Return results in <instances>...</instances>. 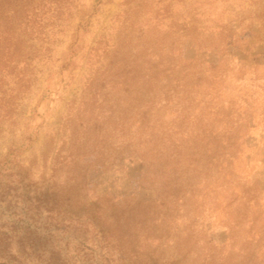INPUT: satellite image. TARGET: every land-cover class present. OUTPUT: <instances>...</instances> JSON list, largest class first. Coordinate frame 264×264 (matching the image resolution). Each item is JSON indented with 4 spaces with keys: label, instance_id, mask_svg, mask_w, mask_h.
<instances>
[{
    "label": "rangeland",
    "instance_id": "1",
    "mask_svg": "<svg viewBox=\"0 0 264 264\" xmlns=\"http://www.w3.org/2000/svg\"><path fill=\"white\" fill-rule=\"evenodd\" d=\"M0 264H264V0H0Z\"/></svg>",
    "mask_w": 264,
    "mask_h": 264
}]
</instances>
